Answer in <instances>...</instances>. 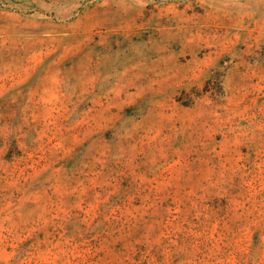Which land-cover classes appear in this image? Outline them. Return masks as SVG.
I'll list each match as a JSON object with an SVG mask.
<instances>
[{
  "label": "rangeland",
  "instance_id": "rangeland-1",
  "mask_svg": "<svg viewBox=\"0 0 264 264\" xmlns=\"http://www.w3.org/2000/svg\"><path fill=\"white\" fill-rule=\"evenodd\" d=\"M0 264H264V0H0Z\"/></svg>",
  "mask_w": 264,
  "mask_h": 264
}]
</instances>
